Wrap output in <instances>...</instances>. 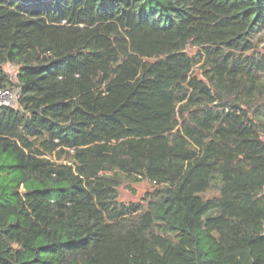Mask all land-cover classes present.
<instances>
[{
	"label": "trees",
	"instance_id": "obj_1",
	"mask_svg": "<svg viewBox=\"0 0 264 264\" xmlns=\"http://www.w3.org/2000/svg\"><path fill=\"white\" fill-rule=\"evenodd\" d=\"M263 30L264 0H0V264H264Z\"/></svg>",
	"mask_w": 264,
	"mask_h": 264
},
{
	"label": "rangeland",
	"instance_id": "obj_2",
	"mask_svg": "<svg viewBox=\"0 0 264 264\" xmlns=\"http://www.w3.org/2000/svg\"><path fill=\"white\" fill-rule=\"evenodd\" d=\"M256 48L258 57L264 55V30L258 32L256 35ZM187 51L191 54L196 52V48L189 46ZM255 54L254 51L248 52V54ZM202 63H198L194 69L193 73L198 76V78H204V69L202 68ZM4 69L10 74L13 82H16V73L18 66L10 63L4 64ZM152 189V184L146 180H138L135 182L125 181L123 185L119 187V201L122 202H138L141 201L142 197L146 195Z\"/></svg>",
	"mask_w": 264,
	"mask_h": 264
},
{
	"label": "built area",
	"instance_id": "obj_3",
	"mask_svg": "<svg viewBox=\"0 0 264 264\" xmlns=\"http://www.w3.org/2000/svg\"><path fill=\"white\" fill-rule=\"evenodd\" d=\"M20 96L18 87L0 88V106L17 107Z\"/></svg>",
	"mask_w": 264,
	"mask_h": 264
}]
</instances>
